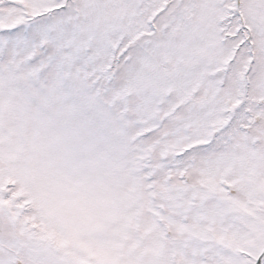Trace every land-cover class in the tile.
Masks as SVG:
<instances>
[{
    "label": "snow or ice",
    "instance_id": "6c2138e0",
    "mask_svg": "<svg viewBox=\"0 0 264 264\" xmlns=\"http://www.w3.org/2000/svg\"><path fill=\"white\" fill-rule=\"evenodd\" d=\"M0 264H264V0H0Z\"/></svg>",
    "mask_w": 264,
    "mask_h": 264
}]
</instances>
